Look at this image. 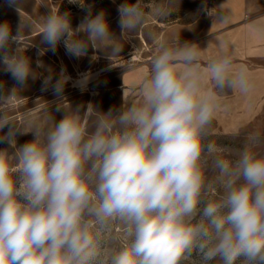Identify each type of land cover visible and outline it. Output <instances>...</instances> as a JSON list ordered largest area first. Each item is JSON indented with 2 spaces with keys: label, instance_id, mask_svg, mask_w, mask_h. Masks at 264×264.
Wrapping results in <instances>:
<instances>
[{
  "label": "clouds",
  "instance_id": "9594fccd",
  "mask_svg": "<svg viewBox=\"0 0 264 264\" xmlns=\"http://www.w3.org/2000/svg\"><path fill=\"white\" fill-rule=\"evenodd\" d=\"M6 2L20 22L15 34L0 23V70L15 81L7 90L0 83V132L8 128L0 136L8 145L0 149V264H264V136L248 134L239 146L210 138L221 96L254 90L223 42L202 65L209 42L153 35L142 101L107 112L92 103L62 107L71 77L61 69L53 84L38 59L63 117L25 128L9 113L40 75L22 39L38 22L40 56L63 41L74 57L91 47L111 61L120 47H101L116 38L104 10L89 9L73 28L68 12L44 4L47 13L25 19L22 0ZM118 14L120 34L141 31L149 19L137 0H125ZM17 133L33 139L17 146Z\"/></svg>",
  "mask_w": 264,
  "mask_h": 264
},
{
  "label": "rangeland",
  "instance_id": "374dc122",
  "mask_svg": "<svg viewBox=\"0 0 264 264\" xmlns=\"http://www.w3.org/2000/svg\"><path fill=\"white\" fill-rule=\"evenodd\" d=\"M124 2L125 0H84L82 7L79 3H69V0H22L21 16L25 19H36L40 14L47 13L49 9L44 6L46 4L53 10L59 9L61 13L68 12L73 28L80 24L89 9L93 15L104 10L110 30L116 38L101 47L107 53L109 46L116 44L120 47V52L112 56L110 61L103 51L89 47L87 55L77 58L66 52L61 41L55 52L47 51L40 56L39 48L46 46L38 43V22L35 29L22 39L24 47H29L25 54L30 57L32 67L40 75L35 80L29 78L28 87L12 101L9 114L15 116L25 128L36 126L46 129L53 125V118L59 121L63 117L62 111L55 110L57 97L52 87L49 86L46 90L43 87V80L49 73L36 67L38 59L52 69L53 84L59 78L61 69L71 77L64 87L65 99L59 101L65 109L80 105L86 107L88 103H92L101 112L127 108L129 102L124 105V97L118 88L122 76L138 71L144 64H149L151 68V60L155 55L152 36L164 38V32L168 28L176 27L178 31L175 38L180 37L182 42H196L201 48L206 47L208 42L212 45L211 48L202 50V65L212 59L219 44L223 42L233 55L234 68L247 67L254 83V90L248 95L228 91L221 96V108L213 120L210 138L217 144L239 146L248 134L259 133L264 136V0H137L149 15L148 22L141 31L120 34L118 6ZM128 2L135 3L136 0ZM16 14L17 11L9 7L6 0H0V23L8 22L13 34ZM92 74L99 76L94 79L93 84H81L82 77ZM0 83L7 90L14 86L15 81L10 74L0 70ZM207 86L211 87L210 81ZM134 100L133 103L140 102ZM7 131L6 127L0 132V136ZM32 139V133H17V146ZM6 147V141L0 142V149ZM260 150L264 151V146Z\"/></svg>",
  "mask_w": 264,
  "mask_h": 264
},
{
  "label": "crops",
  "instance_id": "0c3cea01",
  "mask_svg": "<svg viewBox=\"0 0 264 264\" xmlns=\"http://www.w3.org/2000/svg\"><path fill=\"white\" fill-rule=\"evenodd\" d=\"M177 28L171 27L168 28L164 34L166 39H173L177 34ZM187 39V35L184 36ZM151 74V68L149 64H144L141 68L136 72H128L122 76L121 85L118 88L121 90L122 96L124 97L123 102L126 106L125 102H129V105L133 104L137 100V102H141V82L148 78ZM136 91V93H135Z\"/></svg>",
  "mask_w": 264,
  "mask_h": 264
},
{
  "label": "bare ground",
  "instance_id": "6f19581e",
  "mask_svg": "<svg viewBox=\"0 0 264 264\" xmlns=\"http://www.w3.org/2000/svg\"><path fill=\"white\" fill-rule=\"evenodd\" d=\"M135 58V57H134ZM95 73H97V72H95ZM98 75L97 74H92L91 76H89L88 77V79H87V81H86V83H84L83 85H88V84H90V83H92L93 81H94V79H96V77H97ZM99 77V76H98ZM93 84V83H92ZM91 85V84H90ZM89 86V85H88ZM93 86V85H92Z\"/></svg>",
  "mask_w": 264,
  "mask_h": 264
},
{
  "label": "flooded vegetation",
  "instance_id": "af4514ba",
  "mask_svg": "<svg viewBox=\"0 0 264 264\" xmlns=\"http://www.w3.org/2000/svg\"><path fill=\"white\" fill-rule=\"evenodd\" d=\"M19 22H20V14L17 12L16 19H15V22H14V33L16 31V28H17Z\"/></svg>",
  "mask_w": 264,
  "mask_h": 264
}]
</instances>
